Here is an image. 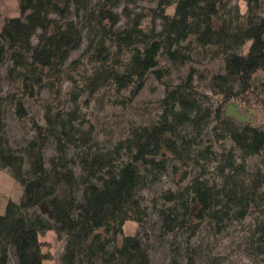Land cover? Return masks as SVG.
Here are the masks:
<instances>
[{"label": "trees", "instance_id": "16d2710c", "mask_svg": "<svg viewBox=\"0 0 264 264\" xmlns=\"http://www.w3.org/2000/svg\"><path fill=\"white\" fill-rule=\"evenodd\" d=\"M151 1L156 4L147 27L144 13L118 11L122 0H17L19 16L0 24V65L8 64L6 78L20 83L11 101L18 119L29 114L24 99L44 86L60 96L73 71L68 59L86 31L94 35L84 51L89 70L78 77L89 101L105 91L125 109L149 76L164 86L158 119L131 122L106 151L96 147L93 125L78 113L81 94L68 107L59 96L43 102L42 122L31 118L32 136L18 150L4 137L0 98V170L21 186L19 201L8 199L0 213V264H43L39 234L46 230L64 241L59 264H151L148 243L138 233L123 235L122 226L146 217L143 172L169 165L182 170L178 185L188 181L161 194L168 204L156 210L163 226H186L189 238L204 221L222 226L253 209L264 243V0H241L244 13L233 0ZM121 16L127 21L119 27ZM207 50L220 60V71L190 64ZM187 64L185 75L171 84L173 68ZM202 86L210 95L200 92ZM228 104L245 119L226 115ZM189 127L197 135L210 128L214 141H229L231 148L192 151L184 133ZM51 142L53 154L46 159ZM252 156L259 164L250 170L246 159ZM200 160L213 163L214 176L190 173V162ZM42 203L50 219L34 211ZM183 264H195L193 254L187 252Z\"/></svg>", "mask_w": 264, "mask_h": 264}, {"label": "rangeland", "instance_id": "374dc122", "mask_svg": "<svg viewBox=\"0 0 264 264\" xmlns=\"http://www.w3.org/2000/svg\"><path fill=\"white\" fill-rule=\"evenodd\" d=\"M155 4L151 0H122L118 11L127 8L131 13H144L146 15L144 25L147 27L151 21L149 10L155 7ZM230 4H237L241 13L246 10L245 3L241 0H233ZM167 11L171 12L172 9L168 8ZM16 16H19L17 0H0V24L4 19ZM126 21V18L121 16L118 26H124ZM91 39H94V35L86 31L81 47L71 52L67 66L73 71L71 79L62 83L60 96L53 94L54 87L44 86L34 98L24 99V105L29 114L28 117L23 119L16 117L11 103L12 96L17 95L20 91V83L6 78L8 64L0 65V98L3 102L4 137L12 148L18 150L32 136L31 118L42 122L41 104L51 100L55 102V97L56 100L58 99L57 96L60 97L63 106L68 107L74 94H81L77 98L78 113L84 117L87 124L89 122L93 125L96 147L101 151L111 149L119 139L124 137L131 122L146 125L158 119L164 86L157 82L153 76L147 78L143 89L132 104L125 109L112 104L105 91H102L90 101L87 98L88 93L80 92L82 84L78 74L87 73L89 70L87 55L84 51ZM74 60H77V62L72 64L71 61ZM190 64L194 67H209L217 71L221 70L220 60L214 58L210 50L196 53ZM188 65L174 67L169 82L171 84L179 82L187 72ZM200 92L210 95V92L204 86L200 88ZM225 114L238 121L245 119L232 104L225 107ZM259 117L264 119V111L260 113ZM184 133L192 141V151L205 146H211L212 150L216 152L231 148L229 141H214L210 128L197 135L189 127ZM53 149L54 145L51 142L45 149L46 159L53 154ZM69 154L71 158L74 157L73 150H70ZM236 154H239L238 151H236ZM76 163L75 161L73 166L76 172L79 173ZM212 164L203 160L198 163L191 161L189 170L192 175H202L209 178L214 176ZM258 164L259 158L257 156L246 159V165L250 170ZM181 171L180 167L175 169L169 165L165 171L148 169L143 172L145 178L140 193L146 217L140 224L126 221L122 226V234L134 235L138 233L148 243L151 264H169L172 261L183 264L187 252L193 254L195 264H264V243L261 242L256 227L261 217L253 209L249 211V214L243 220L226 222L222 226L204 221L196 233L189 238L190 231L186 226L176 224L172 229L163 226L156 210L168 204L164 203L161 194L167 190H180L182 185L188 181L187 179L181 186L178 185ZM20 196L21 186L19 183L9 175L6 169L0 170V213L3 211L8 199L17 202ZM34 211L50 219L49 210L45 203L34 208ZM182 213L180 209H177L179 218H183ZM188 221L189 224L194 222L193 219ZM99 231L102 232V230ZM120 239L121 236L116 237L117 244H119ZM39 240L42 242V250L47 257L43 264H59L64 241L57 238L54 230L41 232Z\"/></svg>", "mask_w": 264, "mask_h": 264}]
</instances>
